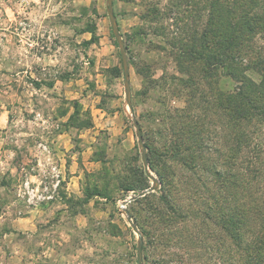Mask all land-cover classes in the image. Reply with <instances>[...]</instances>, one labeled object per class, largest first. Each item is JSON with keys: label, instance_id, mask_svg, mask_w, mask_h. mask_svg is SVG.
<instances>
[{"label": "rangeland", "instance_id": "obj_1", "mask_svg": "<svg viewBox=\"0 0 264 264\" xmlns=\"http://www.w3.org/2000/svg\"><path fill=\"white\" fill-rule=\"evenodd\" d=\"M205 4L114 0L134 114L156 169L162 161L153 150H164L168 138L163 117L186 110L189 101L181 81L187 76L179 72L172 43L184 24L208 20ZM248 75L261 81L254 71ZM236 85L221 77L212 90L233 93ZM215 127L207 138L211 151L219 148ZM255 145L264 158L263 126ZM54 167L62 175L54 198L28 203L21 196L23 182L29 179L38 193L46 186L52 191ZM258 167L264 172V162ZM152 185L126 102L123 59L107 0H0V264H138L139 237L122 205ZM156 192L126 206L143 234L144 264H152L159 250L149 208ZM188 194L182 195L186 206ZM197 225L189 226L191 234ZM174 233L164 254L189 252L190 259L163 254L165 260L225 264L220 253L210 252L219 247L214 226L203 239L209 247L203 259H195V248L181 240L186 233Z\"/></svg>", "mask_w": 264, "mask_h": 264}, {"label": "trees", "instance_id": "obj_2", "mask_svg": "<svg viewBox=\"0 0 264 264\" xmlns=\"http://www.w3.org/2000/svg\"><path fill=\"white\" fill-rule=\"evenodd\" d=\"M191 1H205L209 16L198 26L184 24L172 43L179 72L187 76L181 81L189 101L186 110L163 117L167 142L164 150H153L162 167L156 169L148 158L162 184L156 202H149L161 242L152 264H172L173 256L190 259L189 252L164 254L177 230L187 234L180 238L195 248L194 258L203 259L209 248L203 239L212 226L220 235L219 247L210 252L220 253L225 264H264V172L258 167L264 158L255 145L256 132L264 127V0ZM250 71L261 76L259 83ZM221 77L237 84L233 93L212 90ZM214 126L219 148L211 151L207 138ZM184 193H190L187 206ZM191 224H198L196 233L188 230Z\"/></svg>", "mask_w": 264, "mask_h": 264}, {"label": "water", "instance_id": "obj_3", "mask_svg": "<svg viewBox=\"0 0 264 264\" xmlns=\"http://www.w3.org/2000/svg\"><path fill=\"white\" fill-rule=\"evenodd\" d=\"M107 12H108V16L110 18L112 32H113V34L117 40V43H118L119 48H120V53H121V56L123 59L124 75H125V88H126V102H127V105H128V107L132 113V116H133V122H134V125L136 128L139 145L141 146V154H142L146 174L153 181V185L150 188L142 191L139 195L134 196L131 199L125 201L124 204L122 205V209L124 210V213L126 214L128 222L130 223L133 230L138 234V237H139V243H138V247H137V249H138V264H144V257H143L144 238H143V234L140 232L137 224L133 221V218L131 217L130 212L126 209V206L129 203L136 201L138 198L145 197L147 194H150V193L157 191L159 186H160V182L156 177H154L152 175V173L150 171L149 161H148V157H147V149H146L144 138L142 135L141 126H140V124H139V122H138V120L134 114L133 102H132V86H131V81H130L129 58H128V53H127L126 43H125V40H124L123 35L121 33L117 16L115 14L114 0H107Z\"/></svg>", "mask_w": 264, "mask_h": 264}, {"label": "built area", "instance_id": "obj_4", "mask_svg": "<svg viewBox=\"0 0 264 264\" xmlns=\"http://www.w3.org/2000/svg\"><path fill=\"white\" fill-rule=\"evenodd\" d=\"M40 147L44 150L47 149V146L44 144H41ZM53 172L54 180L52 184V191H50L51 189L46 186L45 188L40 189L38 193V188L33 187L32 182L29 179H26L21 186V196L30 204H34L36 202H43L54 198V192L58 190L62 183V175L56 167L53 168Z\"/></svg>", "mask_w": 264, "mask_h": 264}, {"label": "crops", "instance_id": "obj_5", "mask_svg": "<svg viewBox=\"0 0 264 264\" xmlns=\"http://www.w3.org/2000/svg\"><path fill=\"white\" fill-rule=\"evenodd\" d=\"M26 227V226H25ZM15 232V231H14ZM13 233V232H12Z\"/></svg>", "mask_w": 264, "mask_h": 264}]
</instances>
